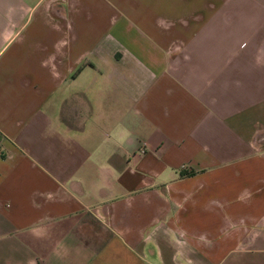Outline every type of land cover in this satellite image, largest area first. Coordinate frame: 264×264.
<instances>
[{"label": "crops", "instance_id": "crops-1", "mask_svg": "<svg viewBox=\"0 0 264 264\" xmlns=\"http://www.w3.org/2000/svg\"><path fill=\"white\" fill-rule=\"evenodd\" d=\"M0 264H264V0H0Z\"/></svg>", "mask_w": 264, "mask_h": 264}]
</instances>
